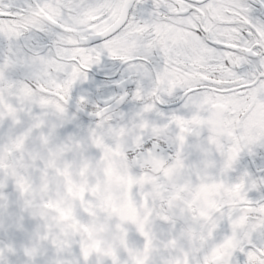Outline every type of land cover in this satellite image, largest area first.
<instances>
[{"label": "snow or ice", "instance_id": "snow-or-ice-1", "mask_svg": "<svg viewBox=\"0 0 264 264\" xmlns=\"http://www.w3.org/2000/svg\"><path fill=\"white\" fill-rule=\"evenodd\" d=\"M0 264H264V0H0Z\"/></svg>", "mask_w": 264, "mask_h": 264}]
</instances>
